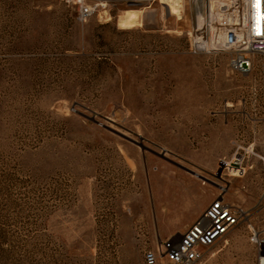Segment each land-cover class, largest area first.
I'll list each match as a JSON object with an SVG mask.
<instances>
[{
    "label": "rangeland",
    "instance_id": "1",
    "mask_svg": "<svg viewBox=\"0 0 264 264\" xmlns=\"http://www.w3.org/2000/svg\"><path fill=\"white\" fill-rule=\"evenodd\" d=\"M237 29L213 0H0V264H146L251 143L225 193L246 218L196 264H257L263 58L230 69Z\"/></svg>",
    "mask_w": 264,
    "mask_h": 264
},
{
    "label": "built area",
    "instance_id": "2",
    "mask_svg": "<svg viewBox=\"0 0 264 264\" xmlns=\"http://www.w3.org/2000/svg\"><path fill=\"white\" fill-rule=\"evenodd\" d=\"M213 1L228 16L235 19L237 30L243 34L239 47L229 49L234 51L229 61L230 69L241 74H248L254 67V57L263 58L259 68L263 81L260 108L264 119V0ZM89 13L90 9L81 5L79 16L82 18ZM203 33L200 31L198 40L191 44L192 50L206 49L208 44ZM200 34L203 36L201 37ZM249 153H252V143L246 147L236 144L231 157L220 161L216 172L218 177H213L212 181L218 190L215 198L182 234L164 239L158 251L146 252L144 255L146 264H155L157 253H161L173 264H196L202 260L207 249L220 242L246 218V211L228 201L225 193L231 178H242L245 175ZM262 159L264 161V157ZM250 239L257 250V264H264V232L252 231Z\"/></svg>",
    "mask_w": 264,
    "mask_h": 264
},
{
    "label": "water",
    "instance_id": "3",
    "mask_svg": "<svg viewBox=\"0 0 264 264\" xmlns=\"http://www.w3.org/2000/svg\"><path fill=\"white\" fill-rule=\"evenodd\" d=\"M119 134H120L121 136H123L124 138L130 140L131 142H133V143L139 145V146L141 147V149H146V150H148V151H150V152H152V153H154V154H156V155H159L161 158H163V159H165V160L171 162L172 164H174V165H176V166H178V167H180V168H182V169L188 171L189 173H191V174H193V175H196V176H198L199 178H201V179H203V180H208V181H209V179H207L206 177H204V176H202V175H199V174L195 173L193 170L188 169V168L184 167L183 165H181V164H179V163H177V162H175V161H173V160H171V159L165 157V153H164V151H163V153L159 154V153H157V152H155V151H153V150H151V149H149V148H146L145 146H143L141 143H138V142L135 141L134 139H132V138H130V137H127V136H125V135H123V134H121V133H119ZM213 177H218V173L213 174Z\"/></svg>",
    "mask_w": 264,
    "mask_h": 264
},
{
    "label": "bare ground",
    "instance_id": "4",
    "mask_svg": "<svg viewBox=\"0 0 264 264\" xmlns=\"http://www.w3.org/2000/svg\"><path fill=\"white\" fill-rule=\"evenodd\" d=\"M135 21H139V18H138V16H137L136 13H128L123 19H121V22L124 25H131ZM242 35L243 34L241 33V36L240 37H237L236 36V33H233V36H235V37L232 40V43L235 46V48H238L239 47V41L241 40ZM235 48H232V49H235Z\"/></svg>",
    "mask_w": 264,
    "mask_h": 264
},
{
    "label": "crops",
    "instance_id": "5",
    "mask_svg": "<svg viewBox=\"0 0 264 264\" xmlns=\"http://www.w3.org/2000/svg\"><path fill=\"white\" fill-rule=\"evenodd\" d=\"M202 213H203V211H200L199 213H197L196 218L199 217Z\"/></svg>",
    "mask_w": 264,
    "mask_h": 264
}]
</instances>
